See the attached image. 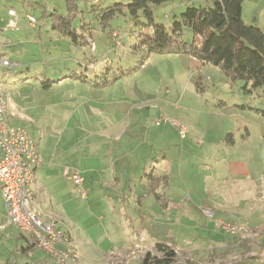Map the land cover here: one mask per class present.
<instances>
[{"label":"rangeland","instance_id":"374dc122","mask_svg":"<svg viewBox=\"0 0 264 264\" xmlns=\"http://www.w3.org/2000/svg\"><path fill=\"white\" fill-rule=\"evenodd\" d=\"M24 1L35 3L37 0ZM132 1L101 0L96 4L93 0H83L78 14L73 17V28L79 36L75 45L54 31L50 23L45 24L41 11L29 6L21 10L16 4L20 0H0V63L8 59L12 64V68L0 67V97L6 101L8 120L23 127L36 142L42 138L40 148H45L71 133L84 141L97 126L94 112L84 115L86 109L91 111L96 104L105 107L106 99L115 97L122 109L128 105L129 109L135 105L158 107L170 121L166 123L169 132L164 148L177 145L178 151H183L185 166L175 192L177 207L173 206L167 214L169 222L163 230L166 236L151 239L148 231H131V238L127 240L140 243L138 236L142 235L153 244L166 242L176 248L179 255L201 264H237L241 259H244L241 264H264V230H254L255 227L239 221L243 212L257 213L264 209V138L259 135V129L264 128V88L253 89L246 81L230 82L217 67L198 66L197 60L188 55L149 54L139 46L140 36L150 34L142 12L137 19L128 12L119 14L106 28L95 16L99 9ZM207 4L206 0H171L154 8V20L171 28L189 5ZM91 6L96 7L94 12ZM11 7L18 16L10 15ZM27 14L37 23H31ZM11 19L16 20L17 30L10 29ZM244 20L264 31V0H246ZM39 31L42 32L40 38ZM183 38L189 43L194 38L188 27L183 31ZM14 64L17 65L13 67ZM74 74H83L88 79L83 87L98 82L100 90L74 93L72 87L81 84L66 78ZM50 82L52 87H46ZM144 121H141L143 128L148 124ZM181 127L185 130L184 136ZM247 128L252 133L251 140L246 136ZM221 129L241 130V134H236L237 146L247 148L249 156L253 149L263 154L262 157L258 153V157L252 159L258 173L234 178L223 164H217L227 157L211 146L229 145L228 139H220ZM155 133L153 130L149 139L153 146L157 142ZM216 169L221 171L216 172ZM201 173V178H197ZM1 199L0 196V209L5 212ZM208 207L214 211L224 210L226 213L221 211V219L241 224L249 235L245 237L246 244L241 243L243 237L229 236L213 226V221L203 212ZM233 208L241 209V214L234 215L229 210ZM261 213L264 215L263 211ZM182 217L189 221L181 223ZM139 224L138 220L136 229ZM6 229L0 223V264H49L51 261L58 264L39 247L34 252L21 253L17 228L12 227L14 235ZM248 248L253 254L250 259ZM139 254L134 251L128 257L131 260L121 264H138L142 255ZM85 256L94 255L84 252Z\"/></svg>","mask_w":264,"mask_h":264},{"label":"crops","instance_id":"0c3cea01","mask_svg":"<svg viewBox=\"0 0 264 264\" xmlns=\"http://www.w3.org/2000/svg\"><path fill=\"white\" fill-rule=\"evenodd\" d=\"M23 1L16 3L21 10L29 6L32 10L41 11L44 23H50L52 29L53 15L67 16L73 12L77 15L79 7L83 5V0H37L35 3H26V1L23 3ZM93 2L99 4L101 0H93ZM9 13L11 16H18V12L13 7ZM29 16L27 14L28 19ZM12 22L17 25L16 20L11 19L10 23ZM31 26L35 25L31 24ZM41 33L39 31L38 38ZM196 64L200 66L199 64L202 63L197 61ZM16 65L14 64L13 67ZM74 75L82 78L73 79L72 75L66 77L67 80L73 79L76 83L78 82L77 84H81L72 87L75 90L74 93L100 90L98 82L89 83L90 87H83V83L88 84V79L83 74ZM113 98V100L104 101L105 107L96 104L92 106L91 111L86 109L87 113L85 112L84 115L89 116V113L91 115V112H94L97 117V126L84 141L83 138H78L71 133L50 146L47 144L45 148L44 146L40 148L42 138L36 142L35 138L29 134L36 142L41 159L35 171V202L46 223H53L67 233L71 244L80 256L81 264H115L117 261L121 264L131 260L128 257L134 251L143 254L146 251H153L157 244L171 246L166 242L153 244L142 235L138 236L140 243L136 244L127 238H131V231L136 233L148 231L151 239L166 236L163 230L167 227L165 224L169 222L167 214L171 212L173 206L177 207L175 192L178 190L179 181L182 180L181 175L185 166L183 151H178L177 145L170 149L164 148L169 131L166 123L160 126L155 124L157 119L166 117L158 107L155 106L156 108L153 109L150 106L136 107L135 105L133 109H129L128 105L122 109L120 102ZM83 101L85 102L84 97ZM142 119L148 123L145 128L141 123ZM153 130L157 138L154 146L151 141L149 142ZM236 134H241V130L232 132L230 129H221L220 139H228L229 145L227 143L219 146L211 144V149L224 152L227 158L224 162L217 164H223L225 169H228L230 177L246 178L253 173H258L252 159L258 157L259 151L254 152L253 149L249 156L247 148L237 146ZM259 135L264 138V128L259 129ZM246 136L251 140L252 133L248 128ZM259 155L263 157V154L259 153ZM262 161L258 164L259 167ZM187 168L190 169L188 166ZM67 169L71 173L77 171L83 177L87 199L82 198L74 183L67 178ZM217 171L220 172L221 169H216ZM201 176L202 173L197 178ZM233 209L229 210L233 211L234 215L241 214V209ZM221 211L224 210H215L217 218H221ZM262 211L264 212V209L257 213L243 212V217L239 215L242 218L239 221L255 227L254 230L262 231L264 230ZM4 213L0 209L2 228H7L6 231L9 230L8 232L14 235L13 226L5 219ZM175 219L178 221L177 217ZM181 219V223L189 221L183 217ZM227 219L232 218L227 217ZM138 220L140 224L136 229L135 223ZM200 230L205 232L206 228H200ZM18 232L17 243L20 245H17L18 247H24L22 241L33 242L28 235L19 230ZM248 236V233L241 236L243 237L241 241ZM118 238L121 240H115ZM36 248L37 246L28 252H34ZM84 252L94 256L83 257ZM46 256L52 258L48 254ZM180 257L187 258L185 255ZM140 258L138 264H140ZM49 264L55 263L51 261Z\"/></svg>","mask_w":264,"mask_h":264},{"label":"trees","instance_id":"16d2710c","mask_svg":"<svg viewBox=\"0 0 264 264\" xmlns=\"http://www.w3.org/2000/svg\"><path fill=\"white\" fill-rule=\"evenodd\" d=\"M171 0H133L129 4L117 3L106 9H99L95 14L106 28L108 22L119 14L128 12L137 19L142 12L147 23L145 27L150 34L140 36L139 46L149 54L188 55L202 64L217 67L230 81H246L253 89L264 88V31L258 26L248 25L243 17V5L246 0H206L207 5H189L180 19H176L171 28L155 23L154 8ZM96 7H92L94 12ZM53 30L68 37L78 45L79 36L73 29L75 12L67 15H53ZM188 27L194 38L187 42L183 31ZM73 79H82L76 75ZM44 84L46 82H43ZM52 82L46 87H51ZM246 244V240L241 241ZM36 244L19 247V251L27 253ZM249 259L253 255L248 248ZM244 259L237 261L241 264ZM10 264V263H9ZM140 264H201L192 258H182L176 249L157 244L153 251L141 255ZM214 264H225L217 262Z\"/></svg>","mask_w":264,"mask_h":264},{"label":"built area","instance_id":"2783aa9c","mask_svg":"<svg viewBox=\"0 0 264 264\" xmlns=\"http://www.w3.org/2000/svg\"><path fill=\"white\" fill-rule=\"evenodd\" d=\"M31 23L36 19L29 16ZM10 28L16 29L12 22ZM8 59H2L0 67H11ZM208 80L210 78L208 77ZM170 122L167 117L156 120L155 124ZM175 127L178 124L172 123ZM182 136L185 135L181 127ZM41 163L35 140L21 126H14L7 118V104L0 97V196L5 210V219L22 233L28 235L37 247L45 251L58 264H80L79 256L70 239L61 228L46 223L35 202V171ZM67 178L74 183L83 199H87L84 179L79 172L66 170ZM204 215L213 221L218 230L232 236L246 234L241 224L217 218L211 208L203 210Z\"/></svg>","mask_w":264,"mask_h":264}]
</instances>
